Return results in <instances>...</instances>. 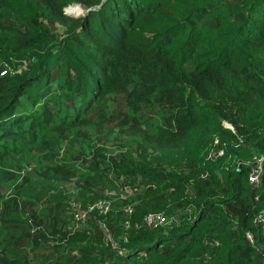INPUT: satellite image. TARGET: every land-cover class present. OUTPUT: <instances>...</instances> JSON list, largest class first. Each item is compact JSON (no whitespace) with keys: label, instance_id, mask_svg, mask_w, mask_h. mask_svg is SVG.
Returning a JSON list of instances; mask_svg holds the SVG:
<instances>
[{"label":"trees","instance_id":"16d2710c","mask_svg":"<svg viewBox=\"0 0 264 264\" xmlns=\"http://www.w3.org/2000/svg\"><path fill=\"white\" fill-rule=\"evenodd\" d=\"M263 154L264 0H0V264H264Z\"/></svg>","mask_w":264,"mask_h":264},{"label":"built area","instance_id":"2783aa9c","mask_svg":"<svg viewBox=\"0 0 264 264\" xmlns=\"http://www.w3.org/2000/svg\"><path fill=\"white\" fill-rule=\"evenodd\" d=\"M70 6V5H69ZM68 6V7H69ZM72 6V5H71ZM80 9V8H79ZM79 9H74V10H69L70 12H76L78 11ZM65 10H67V8H65ZM1 73H4V71H2ZM264 158V154L260 157V159H258V162L257 164L254 166V170L253 172L250 174V180H254L256 177H257V173L258 171H260V164H261V161L262 159ZM94 206L98 207L100 210L102 211H105L107 208H108V205L107 204H102L100 202H97L94 204ZM91 207V206H90ZM147 223L149 226H157V225H160L162 224L163 222H165L164 220V217L160 214H156L155 216L153 215H148L147 216Z\"/></svg>","mask_w":264,"mask_h":264},{"label":"bare ground","instance_id":"6f19581e","mask_svg":"<svg viewBox=\"0 0 264 264\" xmlns=\"http://www.w3.org/2000/svg\"><path fill=\"white\" fill-rule=\"evenodd\" d=\"M73 6H74L75 9H78V8H79V5H76V4H75V5H73ZM74 8H73V9H68V10L71 11V10H74Z\"/></svg>","mask_w":264,"mask_h":264},{"label":"clouds","instance_id":"9594fccd","mask_svg":"<svg viewBox=\"0 0 264 264\" xmlns=\"http://www.w3.org/2000/svg\"><path fill=\"white\" fill-rule=\"evenodd\" d=\"M73 5H75V4H73ZM73 5H72V6H73ZM76 5H79V4H76ZM68 6H69V5L65 6V8H67ZM70 6H71V5H70ZM79 8H80V6H79ZM79 8H78V9H79ZM67 11H69L68 8H67Z\"/></svg>","mask_w":264,"mask_h":264},{"label":"rangeland","instance_id":"374dc122","mask_svg":"<svg viewBox=\"0 0 264 264\" xmlns=\"http://www.w3.org/2000/svg\"><path fill=\"white\" fill-rule=\"evenodd\" d=\"M68 9H73L74 8V6H69V7H67ZM75 9V8H74Z\"/></svg>","mask_w":264,"mask_h":264}]
</instances>
